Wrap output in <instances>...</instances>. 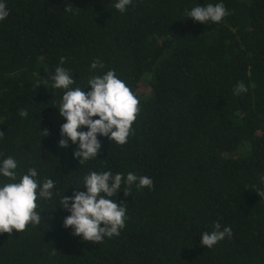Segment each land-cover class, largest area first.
<instances>
[{"label":"trees","instance_id":"trees-1","mask_svg":"<svg viewBox=\"0 0 264 264\" xmlns=\"http://www.w3.org/2000/svg\"><path fill=\"white\" fill-rule=\"evenodd\" d=\"M3 2L0 163L11 156L15 182L34 168L54 188L37 196L39 224L0 233V264H264V0H132L124 12L118 0ZM217 3L228 12L220 22L186 16ZM95 60L104 67L91 69ZM58 66L70 70V89L90 91L88 79L108 70L129 86L140 111L125 144L98 134L97 157L83 164L78 141L58 145L67 91L52 87ZM240 81L248 91L236 95ZM91 171L153 181L133 183L128 196L122 182L112 199L126 207L125 227L101 243L72 235L60 206L64 194L86 191ZM9 182L0 174V186ZM217 221L231 238L202 246Z\"/></svg>","mask_w":264,"mask_h":264},{"label":"clouds","instance_id":"clouds-1","mask_svg":"<svg viewBox=\"0 0 264 264\" xmlns=\"http://www.w3.org/2000/svg\"><path fill=\"white\" fill-rule=\"evenodd\" d=\"M131 3L132 0H118L114 6L118 11L124 12ZM72 8L71 4H67L64 10L71 11ZM227 14L223 3L197 5L190 11L186 10L188 18L204 24L208 21L220 22ZM8 15L6 3L0 0V21L6 19ZM64 62L65 57H60V64ZM97 67L103 68L104 65L95 60L91 64V69ZM51 79L54 81L52 87L67 89L58 107L60 115L66 118V122L60 126L61 139L58 145L67 148L70 141L73 144L78 141V147L73 155L79 160V164L97 157L101 148L98 134L107 136L120 145L127 142L132 132V124L140 111V101L129 86L116 76L114 70H108L103 75L91 76L87 82L91 90L87 92L80 87L69 88L75 81L70 75V70L62 66L56 67ZM247 91L248 88L242 81L234 88L236 95ZM19 115L26 117L28 112L22 108ZM81 126H86L87 131L78 130ZM42 130L44 136L49 134L47 129ZM3 135L4 131H0V137ZM15 169L17 162L11 156L0 163V174L13 181L0 186V233L11 234L13 229L21 232L29 223L39 224L41 215L36 211L37 196L50 199L53 195L52 179H46L41 184L35 179L38 175L36 169L29 168L19 182H15L17 177ZM260 179L264 181V176ZM137 181V188L153 186L151 178L137 177L131 172L125 179L122 173L113 175L111 171L102 173L91 171L84 177L83 187L86 191H76L72 196L64 194L61 198L60 206L70 213L64 218L63 226L71 227L73 229L71 234L80 236L85 241L101 243L105 236H118L120 230L125 227L126 207L123 206V201L118 203L112 197L118 196L122 182L129 186L123 190L124 195H130V186ZM256 192L260 197H264V191ZM225 236L231 238L232 229L225 226L221 230V224L217 221L213 225V231L202 233L200 244L210 249ZM51 255H56L55 248Z\"/></svg>","mask_w":264,"mask_h":264},{"label":"rangeland","instance_id":"rangeland-1","mask_svg":"<svg viewBox=\"0 0 264 264\" xmlns=\"http://www.w3.org/2000/svg\"><path fill=\"white\" fill-rule=\"evenodd\" d=\"M48 115H49V118H55L54 114L49 113Z\"/></svg>","mask_w":264,"mask_h":264}]
</instances>
